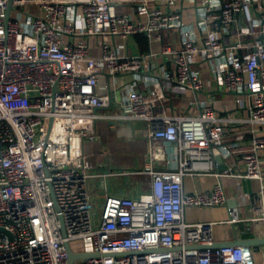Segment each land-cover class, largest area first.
Here are the masks:
<instances>
[{
    "label": "built area",
    "instance_id": "built-area-1",
    "mask_svg": "<svg viewBox=\"0 0 264 264\" xmlns=\"http://www.w3.org/2000/svg\"><path fill=\"white\" fill-rule=\"evenodd\" d=\"M137 35L149 51L122 52L119 41ZM158 56L174 75L155 76ZM213 58L221 60L212 63L216 83L246 96L247 117L224 115L227 108L208 99L196 101L197 115L158 112L165 83L177 95L204 92L199 63ZM126 74L131 81L120 85ZM100 87L123 93L124 114L113 118L145 125L153 160L165 158L161 142L175 143L180 160L176 169L147 167V192L107 196L97 211L88 185L99 175L84 142L113 101ZM233 124L247 127V149H239L243 133L228 140ZM260 150L264 0H0V264H68V246L99 255L74 264H253L250 247H216L215 222H188L185 209L226 205L225 177L255 179L252 220H264ZM236 153L244 171H219L217 157ZM207 175L218 179L211 189H184L186 176Z\"/></svg>",
    "mask_w": 264,
    "mask_h": 264
},
{
    "label": "crops",
    "instance_id": "crops-1",
    "mask_svg": "<svg viewBox=\"0 0 264 264\" xmlns=\"http://www.w3.org/2000/svg\"><path fill=\"white\" fill-rule=\"evenodd\" d=\"M164 43L168 42L167 35L163 33ZM235 35L230 36L227 41L235 42ZM119 43L125 45L122 52L131 55L147 53L148 45H142L136 36L127 41L120 40ZM179 44V37L175 45ZM161 44H153V50L160 52ZM96 54L99 49L94 50ZM224 59V58H223ZM222 59V60H223ZM219 59L213 58L211 61H200L199 71L204 80L205 90L195 94H175L164 85L166 97L158 102V112L166 114L197 115L199 107L196 103L198 99L213 100L218 106H225L227 110L224 115L235 118L248 116V109L243 104L246 100L244 94H233L218 86L211 70L212 63H218ZM157 66L154 68L156 77L163 76L164 72L174 75L173 63L166 58L158 56L155 60ZM161 65L164 70L161 69ZM132 75H121L117 82L121 85L130 82ZM145 96H151V86L140 83ZM145 86V87H144ZM124 98L113 94L112 104L107 108H100L99 111L106 115L100 119L96 125L97 135L93 139L84 142V152L86 158L92 164V172L99 176H93L89 180V192L91 201L97 211H100L107 196H127L137 198L142 193L147 192L151 186V175L146 172L151 166L156 170L176 169L179 166L180 153L177 145L172 142H161L165 158L153 160L151 158V148L147 129L143 123L114 119L113 117L123 115L124 110L118 103ZM238 99L242 100L237 105ZM247 127L232 125L229 130L228 140L234 139L244 134V141L240 142L239 149H247L249 144L247 139L250 133ZM262 159L264 172V150L258 152ZM225 167V170L222 168ZM222 169V170H221ZM221 172L240 173L244 171V163L240 153H236L231 159L218 164ZM218 181L214 176H186L184 178V189L188 192L206 191L213 187ZM225 187L232 194L228 203L220 207L212 208H186L185 219L188 222H215L214 237L216 243L233 241L236 239L246 240L264 237V220L255 223L252 218L254 213L251 206L254 203L256 193L259 190L260 182L255 179H241L225 177L223 180ZM253 264H263L264 246H251Z\"/></svg>",
    "mask_w": 264,
    "mask_h": 264
},
{
    "label": "water",
    "instance_id": "water-1",
    "mask_svg": "<svg viewBox=\"0 0 264 264\" xmlns=\"http://www.w3.org/2000/svg\"><path fill=\"white\" fill-rule=\"evenodd\" d=\"M10 2H12V0H9ZM10 10H11V6H8L7 12H6V20L9 19L10 16ZM107 82V79L105 76H100V85H104ZM98 93L101 95L104 94H108L110 97H112V93L111 91H107L104 88L100 87L98 89ZM217 162L218 163H223V159L222 157H217ZM223 170H225V167L222 168ZM221 169V170H222ZM0 230H3L0 228ZM4 231V230H3ZM234 245H245L247 247H251V246H264V237L262 238H252V239H246V240H233V241H227V242H222V243H216L215 246L216 247H221V246H234ZM68 249V264H74L76 260L79 259H85V258H91V257H95V256H99L98 254H94V253H75L73 252L70 247H67Z\"/></svg>",
    "mask_w": 264,
    "mask_h": 264
},
{
    "label": "trees",
    "instance_id": "trees-1",
    "mask_svg": "<svg viewBox=\"0 0 264 264\" xmlns=\"http://www.w3.org/2000/svg\"><path fill=\"white\" fill-rule=\"evenodd\" d=\"M136 38L140 42V44L145 45V46L148 45V40L145 35H137Z\"/></svg>",
    "mask_w": 264,
    "mask_h": 264
},
{
    "label": "rangeland",
    "instance_id": "rangeland-1",
    "mask_svg": "<svg viewBox=\"0 0 264 264\" xmlns=\"http://www.w3.org/2000/svg\"><path fill=\"white\" fill-rule=\"evenodd\" d=\"M117 95H119L121 97V93L120 92H117Z\"/></svg>",
    "mask_w": 264,
    "mask_h": 264
}]
</instances>
